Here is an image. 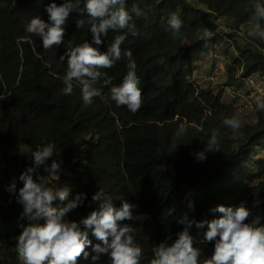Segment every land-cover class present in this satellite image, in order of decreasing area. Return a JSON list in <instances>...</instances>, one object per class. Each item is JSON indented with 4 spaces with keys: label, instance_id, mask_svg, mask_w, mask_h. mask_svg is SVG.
I'll return each instance as SVG.
<instances>
[{
    "label": "trees",
    "instance_id": "1",
    "mask_svg": "<svg viewBox=\"0 0 264 264\" xmlns=\"http://www.w3.org/2000/svg\"><path fill=\"white\" fill-rule=\"evenodd\" d=\"M51 2L0 0V264H20L16 237L22 231L20 224L27 221L19 219L23 208L7 186L15 181L18 194L23 186L19 177L33 166L30 152L37 145L53 144L62 163L58 180L43 167L34 178L67 186L69 200L79 193L87 196L82 206L68 214L69 220L79 221L96 209L91 197L99 189L113 198L117 208L120 197L134 205L138 218L125 222L135 228V241L143 251L141 264H150L156 244L169 236L175 239L184 228L177 222L184 214L190 220H211L220 215L212 211L217 206L245 202L248 222L259 220L264 225V160L257 163L260 182L255 188L248 185L255 178H245V170L256 165V151H264V116L261 113L254 124L233 134L223 120L235 117L237 107L222 101L223 91L215 93L211 86L192 81L194 58L208 49L203 46L205 30L212 33L210 47L227 38L238 52L231 62L225 56L226 87L259 72L264 75V42L248 36L253 47L242 48L233 34H221L217 23L219 17H227L238 26L247 25L254 15L253 0H199V7L189 0H127L129 12L136 5L148 13L146 20L133 14L139 34H129L121 46L122 51L132 52L140 78L143 103L136 113L116 106L110 98L105 102L98 97L86 106L79 87L71 95L61 93L67 65L60 55L69 41L73 46L91 43L92 36L87 23L76 28L80 17L73 12L64 45L43 49L40 38L27 33L25 26L35 16L47 21L45 7ZM173 12L183 22L179 37L161 22ZM118 34L123 33L110 30L101 45L93 46L106 51ZM126 64L123 58L104 70L113 85L122 82ZM103 93L107 97L109 88ZM181 124L187 133L176 140L175 148L173 135ZM213 129L220 133V151L198 161L195 153L205 148ZM204 231L206 227L197 229L195 224L191 228L194 246L201 252L200 264L214 249V242L204 241ZM89 238L98 242L91 233ZM99 264L110 261L102 256Z\"/></svg>",
    "mask_w": 264,
    "mask_h": 264
},
{
    "label": "clouds",
    "instance_id": "2",
    "mask_svg": "<svg viewBox=\"0 0 264 264\" xmlns=\"http://www.w3.org/2000/svg\"><path fill=\"white\" fill-rule=\"evenodd\" d=\"M251 9L257 23L247 35L264 42V2L253 0ZM45 11L47 21L35 16L25 26L27 33L40 38L43 49L64 45L66 25L73 12L80 17L75 22L76 28H83L87 23L92 36L91 43L85 41L73 46L69 41L65 52L60 55V61L67 65L61 93L71 95L74 87H79L86 106L98 97L105 102L110 98L116 106H126L130 112L136 113L143 103L140 78L132 52L122 51L121 46L129 34L133 37L139 34L133 14L146 20L148 13L136 5L129 12L127 0H62L59 4L52 0ZM245 11H248L247 7ZM161 22L167 25L174 37L180 36L183 22L176 13H170L166 19L162 17ZM110 30L123 34L116 35L106 51L93 46L101 45L102 37H107ZM211 37L212 33L205 30V48L210 47ZM208 55L213 53L209 51ZM123 58L127 59V73L119 85H113L112 78L104 70L112 68ZM105 87L109 88L107 97L103 93ZM254 103L257 110L264 112V97L256 96ZM223 125L235 134L241 128V121L236 117L226 118ZM186 133V126L179 125L173 135L175 148L178 146L176 140ZM220 143V133L213 129L205 148L195 153L196 159L205 161L207 154L220 151ZM30 153L33 166L27 167L20 175L23 186L18 194L15 181L7 186V191L15 195L23 208L19 219L27 221L20 224L22 231L15 244L21 264H79L81 260L99 264L102 256H106L110 264H141L143 251L135 241V228L125 222L138 218L132 211L134 205L120 197L121 207L117 208L113 198L99 189L91 197L96 209L79 221L69 220L68 214L84 204L86 194H76L69 200L70 189L67 186L57 187L34 178L43 167L44 172L59 179L62 162L53 159L50 166L46 163L56 154L53 144L37 145ZM57 201L67 202L58 206ZM212 211L220 214L218 218L195 221L184 214L177 221L184 228L175 234V239L169 236L154 246L150 264H200L201 252L194 246L191 232L193 224L197 229L206 227L202 233L204 241L214 242L213 252L203 264H264V225L259 220L248 222L250 211L246 203L241 202L236 207L219 205ZM90 233L97 243L89 238Z\"/></svg>",
    "mask_w": 264,
    "mask_h": 264
},
{
    "label": "rangeland",
    "instance_id": "3",
    "mask_svg": "<svg viewBox=\"0 0 264 264\" xmlns=\"http://www.w3.org/2000/svg\"><path fill=\"white\" fill-rule=\"evenodd\" d=\"M189 2H191L192 4H194L196 7H199V0H189ZM217 23L219 25V32L221 34H223L224 36L228 35V34H233L234 35V42H237L239 44L240 47L242 48H252L253 44H251L250 42H248V31L251 29V27L257 23L256 17L252 16L250 19V22L247 25L244 26H238V24L232 20L229 19L227 17H219L217 20ZM209 51H211L213 53V55L209 56L208 53ZM228 52V54L226 53ZM222 54L224 55V59L225 56H227L226 58L230 60V62L238 57V52L235 48V46L233 45V43H230L229 39H225L223 42H221V44L217 45V46H212L204 51L201 52L200 55H196L194 60H196L199 56V62H198V66L195 64L194 65V69L195 71L200 70L201 68H203V63H207L208 61L210 62L211 59H216L214 56L215 54ZM213 56V57H212ZM223 64L225 65V71L224 74H221L220 68H218L213 74L210 73L209 75L206 74V77L204 79H199V78H194L195 83L198 84L200 87H207V86H211L215 93H218L220 91H223V97H222V101L225 104H231L234 105V101H233V94L232 92H239L240 95L237 98V100L241 101H249L252 103L253 107L251 109H243L240 106L237 107V111L235 114V117L238 118L241 121V128H244L245 126L248 125H252L254 124L257 119L259 118V115L262 113V115L264 116V112H261L259 110H257L255 103H254V98H251V92L249 90V88H247L246 84L243 82H241V79L238 80V88H236L235 86L233 87H226V81H227V71H226V65H227V60H223L222 61ZM199 68V69H198ZM208 70V66H205L203 71H207ZM195 74V73H194ZM193 74V77H194ZM204 80V81H203ZM208 80V81H207ZM237 101V102H238ZM237 104V103H236ZM83 144V142H82ZM56 153V152H55ZM59 160L57 153L54 154V156L49 159V162H52V160ZM261 160H264V151L261 150H257L255 153V158H254V162L256 163L249 166L246 170H245V178H247L249 180V178H255L253 181H248V185L251 188H255L258 183L260 182V179H258V169H257V163L260 162ZM61 172L59 173L60 176ZM263 177V176H262ZM53 179L54 180H58L54 175H53ZM262 179V178H261ZM140 220H143L144 217H140ZM0 254H1V250H0ZM0 260H1V256H0ZM21 264V262H20Z\"/></svg>",
    "mask_w": 264,
    "mask_h": 264
},
{
    "label": "built area",
    "instance_id": "4",
    "mask_svg": "<svg viewBox=\"0 0 264 264\" xmlns=\"http://www.w3.org/2000/svg\"><path fill=\"white\" fill-rule=\"evenodd\" d=\"M192 81L195 83L194 78L192 79ZM242 83L244 82L247 86V88H249L250 92H251V98L252 97H256V96H262L264 97V75L259 72L256 73L248 78H244L241 79ZM198 85V84H196ZM238 88V87H236ZM233 94V101H234V105L236 107H241L245 110L247 109H251L253 107L252 103L249 101H244V100H237V98L239 97L240 93L239 92H232ZM238 101V102H237ZM237 103V104H236Z\"/></svg>",
    "mask_w": 264,
    "mask_h": 264
},
{
    "label": "crops",
    "instance_id": "5",
    "mask_svg": "<svg viewBox=\"0 0 264 264\" xmlns=\"http://www.w3.org/2000/svg\"><path fill=\"white\" fill-rule=\"evenodd\" d=\"M253 16H255V15H253ZM200 54H201V52L198 55H200ZM214 54H215L214 57L217 58V60L216 59H211L210 62L208 61L207 63H203V68H201L200 70L194 71L195 74H194V77L193 78H195V79L196 78L204 79L206 77V74L207 75H209L210 73L213 74L218 68H220V71L219 72L221 74H224L223 71H225V65L222 62L223 60H225L224 59V55H222V54L219 55L217 53H214ZM198 62H199V56L194 61V65L196 64L198 66ZM205 66H208V70L207 71H203V69H204ZM216 67H218V68H216ZM239 82L236 83L235 87H239V86H237Z\"/></svg>",
    "mask_w": 264,
    "mask_h": 264
}]
</instances>
